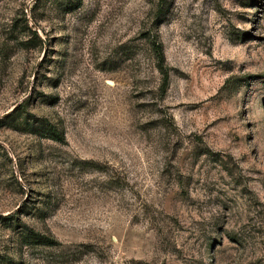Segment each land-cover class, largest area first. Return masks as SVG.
<instances>
[{"label":"rangeland","instance_id":"374dc122","mask_svg":"<svg viewBox=\"0 0 264 264\" xmlns=\"http://www.w3.org/2000/svg\"><path fill=\"white\" fill-rule=\"evenodd\" d=\"M0 264H264V0H0Z\"/></svg>","mask_w":264,"mask_h":264},{"label":"trees","instance_id":"16d2710c","mask_svg":"<svg viewBox=\"0 0 264 264\" xmlns=\"http://www.w3.org/2000/svg\"><path fill=\"white\" fill-rule=\"evenodd\" d=\"M35 32V31H34ZM35 34H37V33H35ZM157 52H158V56L160 57V61H164V53H163V50H162V47L160 46V49H158L157 50ZM30 238H31V236H30ZM34 239V241L35 242H37V240H42V239H44V237H33ZM36 238H38L37 240H36Z\"/></svg>","mask_w":264,"mask_h":264}]
</instances>
